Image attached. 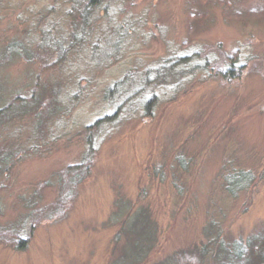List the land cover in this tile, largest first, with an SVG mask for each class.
I'll use <instances>...</instances> for the list:
<instances>
[{
	"label": "rangeland",
	"instance_id": "obj_1",
	"mask_svg": "<svg viewBox=\"0 0 264 264\" xmlns=\"http://www.w3.org/2000/svg\"><path fill=\"white\" fill-rule=\"evenodd\" d=\"M89 4L0 0L1 101L41 105L0 118V264H197L264 236V0Z\"/></svg>",
	"mask_w": 264,
	"mask_h": 264
},
{
	"label": "trees",
	"instance_id": "obj_2",
	"mask_svg": "<svg viewBox=\"0 0 264 264\" xmlns=\"http://www.w3.org/2000/svg\"><path fill=\"white\" fill-rule=\"evenodd\" d=\"M100 0H90L89 6H95L99 3ZM91 10V8H89ZM86 10L84 12L83 16H85L88 11ZM75 33L72 34V43L75 41ZM14 46V45H12ZM21 47V46H20ZM26 51V48L24 49ZM0 55L4 58L5 52L0 51ZM64 56L60 57L63 58ZM35 93V92H34ZM3 97V91L1 88V82H0V118L3 117V113L7 109H11L12 112L14 111L13 107H21V110L24 109L25 105H30L29 102H24L20 94L16 97H12L7 104L3 105V101H1ZM33 103L34 108L39 107L41 108V105L38 104L39 100H37L36 96L32 97L30 99ZM19 104H12V103H18ZM20 105V106H19ZM32 107L28 108L30 110L34 109ZM89 142L91 143V139H89ZM11 153L6 150L3 153L0 154V163L1 162H8L11 158ZM14 157H17V154L14 155ZM88 158V157H87ZM90 159L87 161V159H84L81 163L75 165V166H69L67 168V171L65 174H62V177L69 180L70 184L73 185L74 189H77L78 186L86 179V177L89 176L90 170H91V163ZM89 162V163H88ZM255 175L252 171H246V170H238L231 172L226 175L225 183L227 184V190L230 192L232 196L237 195L238 192L248 188L251 186L255 181ZM73 189V190H74ZM139 212L142 217H145L146 220L151 224V219L145 216L147 214V211L144 209V207H139ZM139 216L137 221L139 223H146V221ZM148 218V219H147ZM2 227H0L1 229ZM13 231V235H19V230L17 227L11 228L10 227L0 230V241L6 242L9 239V233ZM20 236V235H19ZM256 240H260L261 243H258L260 245L257 246ZM214 245L212 248L209 247V245H204L201 250H196L198 253V257H201V261L197 264H205L206 258L214 260L215 264H264V236H261V238H258V236H252L247 239L239 238L234 241H229L226 239V237L218 236V239L213 241ZM210 248V250L208 249ZM151 249V246H140V249L138 250V253L140 252L142 255V252L147 253ZM136 252L133 251V254H130L127 252L125 264H131L132 262L126 263V260L132 258L134 256L136 258L135 254ZM139 255V257H140ZM145 256V255H143ZM176 257V260L174 261V258ZM131 260V259H130ZM178 260L179 263L176 261ZM139 261L138 258L136 262ZM159 264H192L191 262H181L180 258L175 255L171 259H167L162 261Z\"/></svg>",
	"mask_w": 264,
	"mask_h": 264
}]
</instances>
